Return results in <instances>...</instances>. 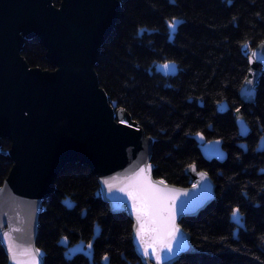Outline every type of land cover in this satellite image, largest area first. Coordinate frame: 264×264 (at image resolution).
<instances>
[{
	"label": "trees",
	"instance_id": "16d2710c",
	"mask_svg": "<svg viewBox=\"0 0 264 264\" xmlns=\"http://www.w3.org/2000/svg\"><path fill=\"white\" fill-rule=\"evenodd\" d=\"M61 2L51 0L55 8ZM173 20L175 30L167 27ZM261 43L264 0H120L119 17L95 60L109 105L151 140L153 177L188 188L186 170L195 167L215 186L214 201L180 224L199 253L177 264H264V147L257 151L264 137V68L251 104L239 95L250 52ZM20 56L29 68L54 71L36 39L24 41ZM237 108L250 129L244 140L234 123ZM197 136L221 141L227 160L205 161ZM10 148V140H0V151ZM12 166L0 153V188ZM100 190L86 166L67 165L57 175L38 220L43 264H100L105 255L109 264H141L132 222L111 212ZM233 208L240 209L243 229L231 223ZM89 242L90 259L66 258L68 248ZM0 264H7L1 244Z\"/></svg>",
	"mask_w": 264,
	"mask_h": 264
},
{
	"label": "water",
	"instance_id": "95a60500",
	"mask_svg": "<svg viewBox=\"0 0 264 264\" xmlns=\"http://www.w3.org/2000/svg\"><path fill=\"white\" fill-rule=\"evenodd\" d=\"M119 13L120 0H62L59 8L53 7L51 0H0V140L11 142L10 151L0 153L13 161L0 188V244L7 264H43L42 257L33 254L37 250L39 215L42 204L54 191L57 175L67 165L90 168L110 211L124 213L130 219L132 244L141 264H156L154 249L163 257L161 264H177L181 258L199 253L180 224L198 216L214 201L212 180L195 167L186 170L188 188L156 180L150 165L151 140L125 112L114 111L115 106L109 105L98 86L93 66ZM33 39L43 45L54 71L29 68L21 58L24 41ZM250 56L254 62L239 94L244 104H251L254 95L243 93L255 91L262 73L259 67L264 68V43ZM124 118L135 128L123 125ZM234 123L239 138L246 139L250 129L241 109L235 113ZM194 140L199 142L205 161L227 160L221 141L206 142L201 136ZM263 147L261 140L257 151ZM105 180L108 185L103 183ZM137 187L143 188L141 196L146 207L139 220L127 195ZM176 196L175 225L180 243L169 257L161 251L160 241L167 239L165 209ZM63 205L69 207L67 201ZM239 220L237 223L231 216V223L243 229L244 218L240 216ZM91 255L92 248L80 243L68 248L66 258L90 259ZM100 264H109V259Z\"/></svg>",
	"mask_w": 264,
	"mask_h": 264
},
{
	"label": "snow or ice",
	"instance_id": "6c2138e0",
	"mask_svg": "<svg viewBox=\"0 0 264 264\" xmlns=\"http://www.w3.org/2000/svg\"><path fill=\"white\" fill-rule=\"evenodd\" d=\"M229 2H231V0H229ZM175 24H176V21L173 20L171 22H168L167 27L171 30H175ZM243 47L246 48V47H248V45L245 44ZM255 55H256V53L253 52L252 56H255ZM252 56H249V63L250 64L254 62L252 60ZM164 67L167 68L168 65L165 64ZM247 83L251 84L252 81L248 80ZM243 95H245L247 97H252L254 95V92L248 91L246 93H243ZM236 111H237V113H239L240 109L237 108ZM121 123H124V121L122 120ZM241 127H243V124H241ZM245 131H247V129H245ZM197 135H200V134L197 133ZM202 138L203 137L201 136V139ZM261 139L264 140V137H262ZM217 143H219V141H217ZM242 147H244V146L242 145ZM141 171H143V169H141ZM204 175L205 174L201 173V176H204ZM103 183L108 185L109 181L105 180V181H103ZM160 183L163 184L164 182L160 181ZM109 187H110V185H109ZM121 191H124V189H121ZM159 191H160L159 189L156 190V192H159ZM142 192H143L142 187H137V188H135V190L127 192L129 199L132 201V210L137 215L138 220L146 212V207H145V204L143 202V198L141 196ZM138 198L141 199V204L139 206L137 205ZM177 199H178V196L173 197L171 200L168 201V207L165 209L167 216H166V219L164 220V232L167 236V239H161V241H160L161 251L166 253V255L169 257H171L175 254L176 245H177V243H180L178 240V237L176 235L178 232V229L176 228V225H175L176 215L178 212V205L176 203ZM231 215H232V218L234 220H236L237 223H240L239 217L241 216V212H240L239 208H233ZM141 227H143V226H141ZM137 235L139 236V233H137ZM92 247H93L92 242H89L88 248L91 249ZM9 253H10V255H12V249L11 248L9 249ZM33 254L36 256H39L40 252L37 249V250H35V252ZM148 254L149 253H148L147 249H145V255H148ZM152 255H154L156 257V264H161V259L163 257L160 255H157L155 252V249L153 250ZM103 259L105 261H107V259H108L107 255H105V257ZM32 264H35V261H32Z\"/></svg>",
	"mask_w": 264,
	"mask_h": 264
},
{
	"label": "bare ground",
	"instance_id": "6f19581e",
	"mask_svg": "<svg viewBox=\"0 0 264 264\" xmlns=\"http://www.w3.org/2000/svg\"><path fill=\"white\" fill-rule=\"evenodd\" d=\"M123 124V123H122ZM123 125H125V126H127V127H130V128H132V129H134L135 127L134 126H132V125H129V124H123Z\"/></svg>",
	"mask_w": 264,
	"mask_h": 264
},
{
	"label": "rangeland",
	"instance_id": "374dc122",
	"mask_svg": "<svg viewBox=\"0 0 264 264\" xmlns=\"http://www.w3.org/2000/svg\"><path fill=\"white\" fill-rule=\"evenodd\" d=\"M222 109H224V107H222ZM123 121H124V123H123V124H127V122H126L125 118L123 119Z\"/></svg>",
	"mask_w": 264,
	"mask_h": 264
},
{
	"label": "flooded vegetation",
	"instance_id": "af4514ba",
	"mask_svg": "<svg viewBox=\"0 0 264 264\" xmlns=\"http://www.w3.org/2000/svg\"><path fill=\"white\" fill-rule=\"evenodd\" d=\"M252 100V99H251Z\"/></svg>",
	"mask_w": 264,
	"mask_h": 264
}]
</instances>
